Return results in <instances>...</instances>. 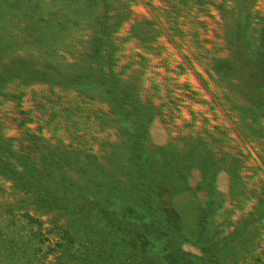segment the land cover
Returning <instances> with one entry per match:
<instances>
[{"label": "trees", "instance_id": "trees-1", "mask_svg": "<svg viewBox=\"0 0 264 264\" xmlns=\"http://www.w3.org/2000/svg\"><path fill=\"white\" fill-rule=\"evenodd\" d=\"M0 264H264V0H0Z\"/></svg>", "mask_w": 264, "mask_h": 264}]
</instances>
